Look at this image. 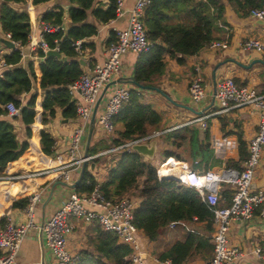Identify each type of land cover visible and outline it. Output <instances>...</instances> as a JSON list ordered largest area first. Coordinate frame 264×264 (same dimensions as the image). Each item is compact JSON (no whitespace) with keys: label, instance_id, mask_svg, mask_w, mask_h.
<instances>
[{"label":"trees","instance_id":"16d2710c","mask_svg":"<svg viewBox=\"0 0 264 264\" xmlns=\"http://www.w3.org/2000/svg\"><path fill=\"white\" fill-rule=\"evenodd\" d=\"M52 0H2L0 7V24L5 34H11V39L26 44L32 31V18L26 11L17 8L18 5L36 6ZM71 25L65 33L45 34L44 38L51 48H57L65 58L48 57L43 49L37 47V55L42 59L39 63L41 76L37 75L35 64L31 62L28 69L20 65L22 53L15 50L7 55L6 62L12 65L0 77V175H16L23 173V165L38 155L34 148L39 143V153L51 155L55 138L46 130H33L37 121L38 110L42 123L47 116L54 118L58 109H62L65 118L77 117L76 99L69 90L84 74V67L79 57L77 42L93 37L99 33L100 27L118 19L117 0H68ZM239 15L249 14L253 8H264V0H227ZM226 4L223 0H152L143 18L149 39L154 43L149 53L138 56L133 79L144 86H152L150 81L154 76L161 75L166 68V56L184 64L188 56L199 53L206 48L221 31L220 24L225 20ZM66 11L59 6L44 14L42 20L61 24ZM116 40L115 31H111L108 45ZM80 45V49L83 48ZM38 82L42 91L33 93L27 103L22 101L25 93H30L33 83ZM8 102H14L20 107V114L25 123L26 139L21 141L14 125L6 120L8 111L4 108ZM40 117V115H39ZM115 125H123L120 138L113 140L114 145L149 134L151 127H157L162 122V115L151 104L142 102L137 91H131V98L123 104L115 116ZM96 129V126H95ZM92 144V143H91ZM245 146V143H242ZM112 147V146H111ZM109 147L108 149H110ZM98 151L90 146L89 154ZM165 157L170 155L164 152ZM107 180L101 184L104 195L111 200L128 196L133 190H138L140 204L135 209V223L143 230L151 242L159 240L164 230L171 222H193L200 227L187 229L184 238L177 239L159 254L161 260L170 259L173 264H185L192 257L213 252L212 234L214 232V214L201 195L193 188L182 185L172 179L160 180L157 166L134 150L124 149L116 153ZM106 156V155H104ZM248 156V155H247ZM246 156V158H247ZM245 155L242 151V159ZM100 156L93 162H100ZM241 159V160H242ZM92 162V161H91ZM87 163L86 173L77 186V192H91L96 187L97 177L93 176ZM229 166L231 162L228 163ZM32 171V172H36ZM145 177L142 185L139 178ZM40 185L51 181L49 175L36 177ZM19 181V180H13ZM11 181L3 183L8 186ZM11 184V183H10ZM233 191L224 188L221 194V205L231 204ZM222 200L225 203L222 204ZM29 203V197H21L13 202V206L24 208ZM2 215L0 225L6 217ZM203 228V232L200 229ZM211 234V236H210ZM92 252L83 251L77 264H129L125 257L132 253L129 245L120 242L119 237L102 229L94 243Z\"/></svg>","mask_w":264,"mask_h":264},{"label":"crops","instance_id":"0c3cea01","mask_svg":"<svg viewBox=\"0 0 264 264\" xmlns=\"http://www.w3.org/2000/svg\"><path fill=\"white\" fill-rule=\"evenodd\" d=\"M103 1L106 4L109 2V0ZM135 1L128 0L125 3L124 10L127 12L123 17H119L109 24L102 25L97 35L81 41L84 47L79 49L78 53L80 59L85 64H82L84 73L92 74V70L96 64H103L107 60V43L110 39L111 31H115L116 33L117 30L126 27L129 16L128 11L133 7ZM52 2L54 0L36 6H17L18 9L21 8V11L28 12L31 18L33 16L34 20L32 19V39L24 45H17L15 50H20L22 53L20 65L28 69L30 63L34 62L39 77L41 76L39 63L42 59L37 55L36 43H40L43 35L41 23L43 22L42 18L44 14L63 5L66 7L64 17L65 26L68 29L71 25L68 12L70 2L68 0H60L58 3ZM60 2L62 4H59ZM223 2L226 4L225 20L227 24L225 25L230 30L227 31L220 24L221 31L216 33V37L218 38L214 40L226 39L229 34L228 47L225 50L206 47L199 53L188 56L184 64H179L176 59L167 55L165 59L166 68L161 75H156L152 78L150 81L152 86H145L146 88L142 89L131 83L115 84L107 90L104 96L99 114H101L106 101L112 96L115 89L121 85L137 91L141 95L143 103L151 104L155 110L158 109L157 111L162 115V122L157 127H151L149 134L157 131L163 132V134L156 138L158 140V149L155 158L152 160L146 158L156 166H159L161 161H164L168 157L177 158L185 162L189 167L200 172H206L210 169L217 170L223 167L241 169L245 164L249 141L258 131L261 119V112L256 106L248 105L237 107L222 115L212 117L208 120L207 128H204L201 123L192 122L193 119L201 115L202 110L216 105L214 97L216 83L223 78L231 77L239 86H249L255 89L258 94H264V52L249 51L242 47L243 41L248 38L264 39V25L260 24L259 20L253 18L250 14L239 15L227 0H223ZM1 4L2 0H0V7ZM1 38L10 39L8 34L3 32L0 24ZM15 50L9 48L4 49V55H11ZM138 56L136 53H127L123 56L120 78H133ZM198 70L207 89V96L201 103L194 102L189 92L190 83L198 74ZM41 92L38 87V82H34L32 91L23 94L21 99L24 103H27L33 93L40 94ZM74 98L80 100L81 95L76 94ZM156 104H162L161 108H158ZM42 113L39 109L37 121L34 124L42 123ZM4 117L14 125L19 139L21 141L25 140L26 126L21 117L14 118L9 114ZM19 118L20 120H18ZM72 122H75L77 127L83 121L79 116L65 118L62 114V109H58L56 116L53 119H48L45 123V130L55 138L52 154L44 155L39 153L38 150L41 145L38 144V148H36L38 155L33 160L34 162L29 161L28 164L37 167V171L55 167L58 163L57 155L66 154L69 149V136L75 128ZM122 129L123 125L118 124L116 125L115 134H109L103 131L99 125L96 126L92 142L95 141L97 153L109 148L99 149L98 144L100 138H109L113 141L116 138H120L119 132ZM33 130L39 131L42 128L37 126L36 128L33 127ZM242 143H245V146L243 145L244 148H242ZM83 146L85 147V140ZM165 151L170 152L167 158L164 154ZM242 151L245 155L244 159H242ZM116 156L114 154H108L102 156L105 159H102L100 162H93L94 160L90 162L88 168L93 176L97 177L102 183L106 181L109 169H111ZM40 161L42 163H39ZM229 162H231L232 166L228 165ZM27 167L25 171L30 172L27 171ZM139 179L142 181L138 184L142 185L145 177H140ZM54 184L50 185L38 205L35 220L39 228L31 229L26 235L16 258L18 264H44V262L46 264H56L54 254L45 242L44 236V247L41 245L40 226L44 219L48 220L60 205L69 198L72 189L58 184L44 213L43 203L48 199ZM24 185H8L4 187L3 183L0 184V219L2 215H5L4 219L5 217L10 218L16 223L27 220L25 207H14L13 202L21 197H30L31 194L37 192L44 185H40L36 178L29 180V183ZM253 187L264 191V153L261 164L255 172ZM132 192H138V190H133ZM132 192L128 195H131ZM132 196L138 206L140 199L136 195L132 194ZM224 203L225 200H222V204ZM75 225L74 234L71 236L68 245L72 254L80 257L83 251L92 252L94 250V243L102 227L97 221L90 223L75 221ZM200 226L201 224L193 222H178L174 228L168 225L159 240L155 242H151L144 231L140 229L139 238L145 250L144 254H146V258H144L145 264H161L159 262L161 261L159 254L165 249L157 253V251L153 250V246L156 243L163 241L169 247L177 239L184 238L187 229ZM170 230H174L176 233L173 232L170 235L168 234ZM200 231L203 232V228ZM230 241L248 252L257 244H264V218L257 217L248 224L234 223L230 232ZM212 255L213 252L208 255L198 254L185 264H208ZM108 264L113 263L108 262ZM235 264H264V261H260L252 254H247Z\"/></svg>","mask_w":264,"mask_h":264},{"label":"built area","instance_id":"2783aa9c","mask_svg":"<svg viewBox=\"0 0 264 264\" xmlns=\"http://www.w3.org/2000/svg\"><path fill=\"white\" fill-rule=\"evenodd\" d=\"M127 1L117 0L118 18L123 17L127 12L124 10ZM199 1L207 2L209 0ZM151 2L152 0L135 1L133 7L128 11L126 27L117 30L116 40L107 47V60L103 64H96L92 74L84 73L69 85L71 94L81 95V99L76 100V107L77 116L83 122L72 130L69 136V149L66 154L57 155V165L51 169L37 172L24 171L16 175H0V184L13 180H31L43 175L52 177L49 184L40 187L37 192L30 195L29 203L25 207L26 221L16 223L10 218H6L4 224L0 225V264H18L16 258L26 235L31 229L39 228L35 220L36 210L51 184L73 183L84 163L124 149L133 150L134 144L149 143L163 134L160 131L153 132L125 141L120 145H113L110 149L100 153L89 154L87 157L84 154L83 142L94 106L106 84L120 78L123 56L127 53L141 55L149 53L153 49L154 43L149 39L143 21L145 11ZM249 14L255 19L264 20V8H253ZM221 26L227 31L230 30L224 24ZM41 30L43 35L40 43H36V46L43 49L45 53L50 49L58 50V47L51 48L44 36L45 34L65 33L67 31L65 23L56 24L43 21ZM8 36L11 39V34ZM32 37L30 33L28 40ZM228 37L229 34L226 39L213 40L207 47L225 50L228 47ZM14 42L16 45H21L20 42ZM77 45L79 50L81 41L77 42ZM242 47L245 50L262 53L264 52V39L248 38L243 41ZM5 57L0 42V76L12 66L6 62ZM131 91L130 88L121 85L106 101L101 114L97 117V124L103 131L110 134L116 132L115 116L120 112L123 104L130 100ZM189 92L192 100L196 103H201L207 96V89L199 70L190 83ZM214 97L216 105L202 110L201 115L193 119L192 122L201 123L204 128H207L210 118L248 105L256 106L261 112L259 129L249 141L248 157L243 168L223 167L200 172L177 158L168 157L157 168L158 177L161 180L160 167L172 160L170 167L179 174V176H175V180L184 186L195 189L214 214L215 230L212 234L214 248L208 264H235L247 254H252L260 261H264V244H257L248 252L230 241V232L234 223L248 224L257 217L264 218V191L253 187L255 172L264 153V94H258L255 89L249 86H239L230 77L223 78L216 83ZM4 108L9 115L20 114V107L14 102H8ZM97 181L96 187L91 192L79 193L76 189L72 190L69 198L46 220L43 226L45 242L51 248L56 264H77L79 260V257L71 253L68 245L75 231V221L84 223L97 221L102 229L114 233L119 237L120 242L123 241L121 243L131 247L132 253L125 257L127 263L145 264L143 257L145 250L139 238L140 229L135 223L136 200L130 196H124L118 200L108 199L100 188L102 182L98 178ZM224 188L233 191L231 204L228 206L221 205V194ZM177 223L171 222L169 226L174 228ZM159 262L173 264L170 259Z\"/></svg>","mask_w":264,"mask_h":264},{"label":"water","instance_id":"95a60500","mask_svg":"<svg viewBox=\"0 0 264 264\" xmlns=\"http://www.w3.org/2000/svg\"><path fill=\"white\" fill-rule=\"evenodd\" d=\"M259 20V23L264 25V20H261V19H258ZM0 42L3 44V45H6L7 47H9L10 49H13L15 50L17 45L16 43L11 40V39H7V38H1L0 39ZM46 55L48 57H51V56H55V57H58V58H63V55L62 53H60V51L56 50V49H50L49 51L46 52ZM82 64H84L83 60H81ZM123 83H131V84H134L136 86H138L139 88H146L144 85L138 83L135 79L133 78H118V79H114L112 81H110L109 83L106 84V86L104 87V89L102 90L99 98L97 99V102L94 106V109H93V112H92V116H91V119L89 121V124L87 126V132H86V135H85V156L87 157L89 155V149H90V146H91V142H92V139H93V134H94V131H95V126L97 124V117H98V114H99V110H100V107L102 105V101L104 99V96L107 92V90L112 86V85H115V84H123ZM68 121V120H66ZM132 149L134 151H137L138 153L142 154L145 158L147 159H154L155 158V155H156V152H157V149H158V140L157 139H154L152 141H150L149 143H136L132 146ZM22 170L25 171L26 170V166L23 165L22 167ZM86 170H87V163H84L81 167V170L78 174V176L76 177L75 181L73 183H62L63 186H65L66 188H70L72 190H75L77 189V186L81 183L85 173H86ZM167 179H172V180H175V176H172V175H162L161 176V180H167ZM58 184H61V183H55L52 188H51V193L48 197V199L43 203V211L45 213L46 211V207H47V204L50 202V200L52 199V196L53 194L55 193V188ZM46 220L44 219L42 221V224L40 226V238H41V245L44 247V239H43V226L45 224ZM143 257L146 258V254H143ZM44 264H46L44 262Z\"/></svg>","mask_w":264,"mask_h":264},{"label":"rangeland","instance_id":"374dc122","mask_svg":"<svg viewBox=\"0 0 264 264\" xmlns=\"http://www.w3.org/2000/svg\"><path fill=\"white\" fill-rule=\"evenodd\" d=\"M60 0H54V2H52V3H58ZM62 2V1H61ZM59 3V4H62V3ZM21 5H24V4H21ZM63 8H64V10L66 11V7H64L63 5H61ZM20 10H21V8H19ZM32 19L34 20V17L32 16ZM2 47H3V49H7V48H9V47H7L6 45H3L2 44ZM10 49V48H9ZM128 85V84H127ZM39 94V93H38ZM32 96V95H31ZM31 98V97H30ZM157 106H158V108H161V105L162 104H160V105H158V104H156ZM158 110V109H157ZM47 120L48 119H51L49 116H47V118H46ZM18 120H20V118L18 119ZM72 124H73V126H75L76 127V123L75 122H72ZM37 126H39L40 128H42V129H46L45 128V123H41V124H34L33 125V127L34 128H36ZM96 126H98L97 124H96ZM110 134V133H109ZM115 134V133H114ZM113 141H111V139H109V138H100V142H99V149H105V148H108V147H111V146H113L114 145V142L112 143ZM39 143H36L35 145H34V148L36 149V148H38L37 147V145H38ZM96 146V144H95V141H93L92 142V148H94ZM116 153L117 152H115V153H112V154H109V155H116ZM34 159H32L30 162H34L33 161ZM163 161H161V163H162ZM39 163H42V161H40ZM261 164V163H260ZM157 167H159V166H157ZM258 167L259 166H257V169H258ZM28 169H27V171H33V170H38L37 169V167H33L31 164H28V167H27ZM256 169V170H257ZM141 179H139V183H141ZM11 183V184H10ZM27 183H29V179H26V180H19V181H11V182H9L8 184H6V185H10V186H14V185H20V184H22L23 186H25L24 184H27ZM5 187V186H4ZM132 194L133 195H136L137 196V192H132ZM132 194L131 195H128V196H130L131 198H133V196H132ZM173 232H175L176 233V231H174V230H170V232L168 233V234H170V235H172L173 234ZM141 237H143V235H141ZM121 242H123V241H121ZM167 248V244L166 243H164L163 241H160V242H158V243H156L154 246H153V250H155V251H157V253H160V251H163L164 249H166ZM69 250H70V248H69ZM71 251V250H70ZM72 253V252H71Z\"/></svg>","mask_w":264,"mask_h":264},{"label":"bare ground","instance_id":"6f19581e","mask_svg":"<svg viewBox=\"0 0 264 264\" xmlns=\"http://www.w3.org/2000/svg\"><path fill=\"white\" fill-rule=\"evenodd\" d=\"M171 161L160 168L162 175L179 176V174L175 173L173 168L170 167L171 166V164H170Z\"/></svg>","mask_w":264,"mask_h":264}]
</instances>
